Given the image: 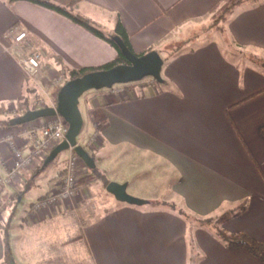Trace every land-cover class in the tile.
I'll list each match as a JSON object with an SVG mask.
<instances>
[{
  "label": "crops",
  "instance_id": "1",
  "mask_svg": "<svg viewBox=\"0 0 264 264\" xmlns=\"http://www.w3.org/2000/svg\"><path fill=\"white\" fill-rule=\"evenodd\" d=\"M74 8L111 38L119 22L135 53L156 51L163 60L162 83L149 78L126 85L124 96L108 89L82 95L78 144L109 183L126 184L128 195L148 203L116 200L80 159L70 206L32 215L31 204L54 193L65 173L69 150L48 166L51 146L3 189V200L17 197L0 205V226L10 220L14 264H264V252L259 260L231 250L216 227L192 229L177 215L184 207L201 219L218 217L247 201L220 228L264 243V137L258 131L264 69L254 61L264 59V0H82ZM223 12L228 16L218 30L211 25ZM15 24L41 52L33 80L17 64L23 46L5 38ZM115 55L110 43L66 17L27 1L0 0V111H16L24 98L51 107L70 71L105 65ZM10 128L0 127V135ZM15 145L29 151L21 139ZM12 156L1 143V170ZM28 195L26 206H17ZM100 222L106 230L96 228ZM84 229L90 232L80 235ZM3 249L0 228V263Z\"/></svg>",
  "mask_w": 264,
  "mask_h": 264
},
{
  "label": "built area",
  "instance_id": "2",
  "mask_svg": "<svg viewBox=\"0 0 264 264\" xmlns=\"http://www.w3.org/2000/svg\"><path fill=\"white\" fill-rule=\"evenodd\" d=\"M12 45H21L25 52H21L17 56V64L23 75L33 80L40 71L41 52L32 43L28 32L20 25L15 24L5 35ZM61 79L59 78L55 85H58ZM110 92L115 96H124L125 89L122 84L111 87ZM44 108L46 105L40 101ZM55 107V105L51 106ZM67 124L65 120L56 115L51 118H45L38 124H24L15 128H10L8 131L0 135V144H7L12 151L13 159L6 168L0 169V205L6 203L11 205V201L3 200V189L15 184L19 177L20 171L29 165H32L36 157H40L51 146L59 144L65 139ZM95 135L91 138L89 146L93 149L95 143ZM15 139H21L24 144L28 145L27 154H23L15 145ZM69 156L66 160L65 174L59 180L56 191L48 196H44L36 200L30 207L31 214L38 215L50 209L56 210L61 205L70 206L77 192V168L80 165V158L69 149ZM39 213V214H40Z\"/></svg>",
  "mask_w": 264,
  "mask_h": 264
},
{
  "label": "water",
  "instance_id": "3",
  "mask_svg": "<svg viewBox=\"0 0 264 264\" xmlns=\"http://www.w3.org/2000/svg\"><path fill=\"white\" fill-rule=\"evenodd\" d=\"M112 40L118 46L120 52L128 64L117 65L109 69L86 73L81 77L64 83L58 90L55 107H44L29 110L23 115L11 119V127L28 124L38 119L51 118L56 115L62 117L67 124L65 139L61 141L50 153L47 162L52 161L57 154L68 151L70 148L90 169L94 168L92 158L78 144V137L83 128V118L79 110V99L88 91L110 89L114 85L136 83L143 78L150 77L158 83H162L161 70L163 60L156 51H150L143 55H134L125 45L124 41L115 35ZM116 200L131 205L141 206L148 202L134 198L126 192V184L110 182L105 189Z\"/></svg>",
  "mask_w": 264,
  "mask_h": 264
},
{
  "label": "trees",
  "instance_id": "4",
  "mask_svg": "<svg viewBox=\"0 0 264 264\" xmlns=\"http://www.w3.org/2000/svg\"><path fill=\"white\" fill-rule=\"evenodd\" d=\"M14 1H27L37 6H40L44 9L57 13L63 17H66L72 22L86 29L87 31L95 35L96 37L107 41L116 49V55L111 62L105 65L99 66V67L83 68L80 70L70 71L69 74L66 76L64 83L72 79L81 77L82 75L89 73V72L109 69L117 65L128 64L127 60L122 55L118 46L115 44V42L112 40L111 37L107 36L100 29L94 27L86 18H84L83 16H81L80 14L74 11V7L82 0H9V2H14ZM217 29L221 30L220 27H217ZM115 34L118 35L124 41L127 48L134 55L136 56L143 55V53L137 54L132 50L130 43H129L128 35L119 22L116 24ZM176 52H177V49L169 51L167 55L164 56V61H169L171 58H173ZM261 66L264 67V63ZM126 85H130V84H126ZM57 92H55L53 96L54 104H56ZM29 102L30 100H28L27 98H24L23 100H21V102L18 104V107H17V112H18L17 115L21 116L30 110ZM7 114L8 113L6 111H3V110L0 111V115L2 116L7 115ZM10 120H11L10 118H6V117L3 119H0V127H11L9 124ZM258 131H259V134L264 137V125H262ZM53 161H51L48 164V166L51 165ZM91 173L93 177L92 180L94 181V183H98L101 189L105 192L106 186L109 184V180L96 167H94L91 170ZM10 198L13 204L17 202L16 195H10ZM162 205H166L167 209L169 210H172L174 208V205H171V204L167 205L163 203ZM246 207H247V201H243L235 209L226 211L225 213L219 215L218 217H209L205 219H201L193 215L192 213H189L187 210L183 208L178 209L177 215L182 217L185 221L191 223L192 229H194L196 225H200V224L201 225H209V224L215 225L217 229L216 236L219 237L224 242L227 248L231 250L245 251L248 254L258 258L259 260H262V253L264 252V243L255 240L253 237H251L249 234L245 232L228 233L222 228H220V225L223 224L224 222L239 216L246 209ZM0 228H1V233H2L3 248H4L3 249L4 251L3 260L0 264H14L12 255H11L10 245H9L10 220H7L4 225L0 226Z\"/></svg>",
  "mask_w": 264,
  "mask_h": 264
},
{
  "label": "rangeland",
  "instance_id": "5",
  "mask_svg": "<svg viewBox=\"0 0 264 264\" xmlns=\"http://www.w3.org/2000/svg\"><path fill=\"white\" fill-rule=\"evenodd\" d=\"M74 11H75V8H74ZM228 15H227V13L226 12H223L221 15H219V17L214 21V23H213V25H211V26H213V27H215L216 29H217V27H222L221 26V24L226 20V17H227ZM94 26V25H93ZM95 27V26H94ZM83 28V27H82ZM97 28V27H96ZM219 30V29H218ZM254 61L261 67V68H263L264 69V67H262L261 65L264 63V59H261V58H255L254 59ZM149 78L150 77H146V78H143L142 80H140V81H145V80H149ZM151 79V78H150ZM139 81V82H140ZM137 83V82H136ZM131 84V83H130ZM124 87L126 86V84H122ZM116 86V85H115ZM93 91V90H92ZM89 92H91V91H88V92H86V93H84V95L85 94H87V93H89ZM92 93V92H91ZM83 99V96L82 97H80V104H79V110H80V112H81V110L84 108V101L82 100ZM40 100V99H39ZM45 105H46V102H45ZM40 102L38 101V100H32V101H30L29 102V107H30V110H35L36 108H40ZM42 107V106H41ZM17 111V110H16ZM14 109H12L11 110V112L9 113V114H7V115H0V119H3V118H10V119H14V118H16V117H19L20 115H17L18 114V112H16ZM20 126V125H19ZM13 128H15V127H13ZM80 136V135H79ZM66 153V151L65 152H62V154H60L59 156H58V158L57 159H61L63 156H64V154ZM67 155V154H66ZM65 166H66V164H65ZM65 172V171H64ZM65 174V173H64ZM64 176V175H63ZM62 176V177H63ZM59 187H60V185H59ZM9 200V201H11V199L10 198H8V197H5V199L4 200ZM30 199H32V195H28V196H26L24 199H23V201L21 202V203H19V204H17V206L19 205V207L20 208H24L25 206H26V204L28 203V201L30 200ZM180 202V200H175V202ZM12 202V201H11ZM34 203V202H33ZM32 203V204H33ZM31 204V205H32ZM5 205H7L6 203H5ZM172 205H174V204H172ZM8 206V205H7ZM176 206V205H175ZM182 207V206H181ZM182 208H184V207H182ZM50 210H54V209H50ZM50 210H48L47 212L49 213V211ZM186 210V209H185ZM55 211V210H54ZM40 213V212H39ZM39 213H38V215H39ZM34 215V214H33ZM194 215V214H193ZM37 216V215H36ZM196 216V215H195ZM101 224H99V225H97L96 226V228H98V229H101V230H106V222H100ZM213 226L215 227V225H212V224H209V225H205V227L206 228H208V230L209 231H211V230H213ZM82 232L83 233H87V232H90V230H82L81 232H80V235L82 234ZM91 232H96V229L94 230V231H91ZM212 232V231H211ZM93 238H94V236H93ZM71 261H69V259H68V261H66V262H64L65 264H67V263H70ZM86 264H92V262H91V260H89L88 262H86Z\"/></svg>",
  "mask_w": 264,
  "mask_h": 264
}]
</instances>
